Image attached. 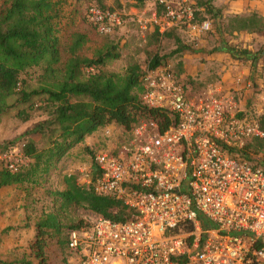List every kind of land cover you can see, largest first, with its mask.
I'll return each mask as SVG.
<instances>
[{
	"label": "built area",
	"instance_id": "built-area-1",
	"mask_svg": "<svg viewBox=\"0 0 264 264\" xmlns=\"http://www.w3.org/2000/svg\"><path fill=\"white\" fill-rule=\"evenodd\" d=\"M159 3L161 13L152 14L159 34L183 27L194 35L211 32V21H196L194 0ZM85 20L105 36L124 23L119 12L97 4L87 7ZM235 84L252 87L239 76ZM140 87V103L165 112L170 125L161 131L160 118L140 119L118 151L93 153L84 187L132 214L124 221L96 215L68 232L71 264H264V168L244 153L247 143L264 137V90L259 112L247 114L230 90L189 94L170 65L143 70ZM99 130L110 137L108 127ZM28 162L22 147L0 151V168L10 173Z\"/></svg>",
	"mask_w": 264,
	"mask_h": 264
},
{
	"label": "trees",
	"instance_id": "trees-1",
	"mask_svg": "<svg viewBox=\"0 0 264 264\" xmlns=\"http://www.w3.org/2000/svg\"><path fill=\"white\" fill-rule=\"evenodd\" d=\"M135 2L143 6L145 0ZM161 10L162 5L158 3L157 13L160 14ZM193 10L197 22L207 20V16L217 18L219 15L210 0H196ZM60 18L61 10L54 0H0V116L19 104L23 108L17 115L28 119L29 111L34 106L33 99L40 96L45 97L50 107L48 121L37 125V133L48 137L47 147L37 150L33 143L25 144L23 152L29 158L28 165L17 173L0 168V190L23 184L38 185L43 177L56 169L72 148L99 128L115 124L129 132L138 120L150 117L161 119V131L170 125L171 120L165 112L145 108L140 103L142 72L138 65H129L122 75L103 70L107 62L119 59L116 45H106L90 59L70 58L63 68H59ZM175 29L178 28L163 34L154 29L153 33L162 38H171L170 33ZM227 29L230 32H259L264 30V21L255 12L235 15L229 20ZM85 42L83 35H75L70 46L71 54L81 49ZM181 50L182 47H178L175 52ZM227 51L235 58L249 56L246 50L238 54L232 48H227ZM148 65L150 69L161 66V58L153 57ZM86 67H94L95 71L81 80L82 68ZM32 69L41 71L38 79L40 85L36 89L25 87L21 80V76ZM261 126L264 130V115L261 116ZM7 148L0 146V151ZM250 149L255 152L263 150L264 137L253 139L245 146L244 153L249 161ZM63 182L64 190L49 193L58 205V213L42 215L35 223L36 234L30 250L39 264L45 263V250L49 243L60 241L63 227L60 212L79 207L113 221H124L132 214V210L118 200L99 197L91 189L78 185L74 176L64 177ZM82 223L69 228L76 230L88 225ZM64 245L67 246V237ZM0 264L16 263L0 260ZM20 264L30 262L22 261Z\"/></svg>",
	"mask_w": 264,
	"mask_h": 264
},
{
	"label": "rangeland",
	"instance_id": "rangeland-1",
	"mask_svg": "<svg viewBox=\"0 0 264 264\" xmlns=\"http://www.w3.org/2000/svg\"><path fill=\"white\" fill-rule=\"evenodd\" d=\"M54 1L59 4L61 10L58 31L61 45L59 68H63L70 58L90 59L106 45L113 44L116 45L120 57L107 62L103 68L105 72L122 75L126 68L133 64L138 65L142 72L149 68L150 59L158 56L161 58V66L170 65L188 86L189 94L197 95L213 87L221 86L222 71L210 70V66L206 65L207 59L204 52L210 51V47L211 50H215L224 43L225 48H232L237 52L236 54L243 50L248 52L249 56L242 55L235 60L237 65L241 66V71L245 72L242 77L243 82L251 83L252 87L239 86L240 88H231L230 91L233 95L235 94L234 100L239 110L247 114L259 112V97L264 90V30L253 33L230 32L227 24L232 16L217 19L207 16V20L212 24V32L194 35L183 27L172 30L171 38H162L153 33L154 24L152 23V14L160 0H145L143 6H138L135 0ZM194 1L196 3V0ZM256 1L259 6H264V0ZM90 4L119 12L124 20L122 28L113 35L99 34L85 20V12ZM252 12L257 13L264 21L262 7L240 15H248ZM139 21L145 26L144 29ZM216 27L220 37L223 36L222 39L215 36L218 31ZM75 35H83L86 42L75 54H71L70 46ZM178 47H182V50L175 52ZM40 74V70L32 69L23 74L21 80L25 83V87L36 89L40 85L38 82ZM86 75V68H82L80 79L84 80ZM33 100L34 106L29 111L28 119L17 115L23 108L19 104L0 116V146L2 148L9 146L23 148L28 142L33 143L37 150L47 147L48 137L37 133L39 131L37 125L48 121L50 107L44 96ZM106 127L110 130V137H104L100 130L94 132L90 138L87 137L81 144L72 148L62 158L56 169L43 177L38 185L23 184L4 187L0 190L1 261L16 264L27 261L30 264H39L38 259L31 253L30 244L35 238L37 220L47 213H58V205L53 202L49 193L62 191L65 188L63 178L66 176H74L78 185L85 186L83 184L85 176L93 175L92 153L99 148L118 151L127 143L129 134L122 127L115 124ZM248 153L251 163L264 168V149L258 152L250 149ZM95 216L94 213L79 207L60 212L59 219L63 226L60 241L54 240L49 243L45 250L44 264H71L64 245L68 232L72 230L69 227L79 222L91 224Z\"/></svg>",
	"mask_w": 264,
	"mask_h": 264
},
{
	"label": "crops",
	"instance_id": "crops-1",
	"mask_svg": "<svg viewBox=\"0 0 264 264\" xmlns=\"http://www.w3.org/2000/svg\"><path fill=\"white\" fill-rule=\"evenodd\" d=\"M211 6H213V8L219 12V15L217 18L240 15L241 13H244L247 11L259 10L260 7H262V9L264 8V6H259L256 0H250V1L248 0H243V1L242 0H235V1L234 0H215L214 2L213 1L211 2ZM217 28L218 27H216V29ZM216 32L217 33L215 34V36L220 37L219 30ZM222 37L223 36H221L220 38L222 39ZM225 46L226 45L222 43L217 49L211 50V47H210V51H207L204 53L207 59L206 65L210 66V70L222 71V76L220 79L221 80L220 87L225 92H227L231 88L235 89V88H240L239 86H243V85H236L235 78L237 76L243 77V73L245 72L241 71V66H239V64L237 65V61L235 60V57L234 56L232 57L231 54L227 51V48H230V47L225 48ZM90 137L91 135L89 136V138Z\"/></svg>",
	"mask_w": 264,
	"mask_h": 264
}]
</instances>
